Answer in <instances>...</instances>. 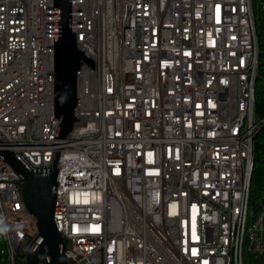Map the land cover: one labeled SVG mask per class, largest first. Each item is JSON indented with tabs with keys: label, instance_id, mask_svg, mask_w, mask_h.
Segmentation results:
<instances>
[{
	"label": "built area",
	"instance_id": "2783aa9c",
	"mask_svg": "<svg viewBox=\"0 0 264 264\" xmlns=\"http://www.w3.org/2000/svg\"><path fill=\"white\" fill-rule=\"evenodd\" d=\"M75 11L96 68L76 71L78 119L56 162L53 219L71 264H228L240 203L250 205L240 264H264V191L253 206L242 167L264 124L246 114L248 54L264 33L251 0H75ZM50 17L53 3L0 0V140L39 167L51 164L58 124ZM125 25L140 26L138 41L117 40ZM71 173L95 196H67ZM21 187L0 156L12 264L38 234Z\"/></svg>",
	"mask_w": 264,
	"mask_h": 264
},
{
	"label": "water",
	"instance_id": "95a60500",
	"mask_svg": "<svg viewBox=\"0 0 264 264\" xmlns=\"http://www.w3.org/2000/svg\"><path fill=\"white\" fill-rule=\"evenodd\" d=\"M81 61L93 68L96 62L75 39V0H53V108L58 124L50 166H32L0 140V156L19 174L25 208L32 214L37 237L23 249L21 264H69L64 255L65 241L56 229L52 214L55 200L56 167L64 137L76 119V71Z\"/></svg>",
	"mask_w": 264,
	"mask_h": 264
},
{
	"label": "bare ground",
	"instance_id": "6f19581e",
	"mask_svg": "<svg viewBox=\"0 0 264 264\" xmlns=\"http://www.w3.org/2000/svg\"><path fill=\"white\" fill-rule=\"evenodd\" d=\"M47 3H53V0H44ZM263 14L264 22V8L260 7ZM251 11H253V0H251ZM75 25H77V11H75ZM129 34H131V41H138L140 39V26L125 25L119 27L117 30V40L126 41L129 40ZM48 35L53 36V17L49 18L48 21ZM75 39L79 46L81 47V41H78V31H75ZM249 39H256V27H249ZM51 48H53V39H51ZM248 64L253 66H247V78H246V100H248V105H246V114L249 117H256L255 113V80L258 72V42H253L250 46V54H248ZM52 67H53V57H52ZM264 85V84H263ZM49 86H53V71H49ZM262 94L264 95V89H262ZM76 98H80V78L76 75ZM54 113V108H53ZM262 124H258V129ZM247 132H255V125H247ZM253 161V153H245V158L242 159V167L245 169H251ZM250 181V178H249ZM19 182L20 177H19ZM85 176L82 173H71V179L68 180L67 196H73L77 199H91L95 196V188L86 187ZM57 208V201L54 200V209ZM52 214V218H53ZM250 214L249 203H240L237 209V216L232 217V253L228 256V264H240L242 260V252L245 251V244H247V230H244V218ZM54 221V219H53ZM56 229L57 222L54 221ZM64 239V234L61 233ZM0 235L4 241V247L0 251H4V256L1 258V264H12L13 263V249L10 246V241L6 238V234L0 229ZM64 255L68 263L71 264V256L69 249H67L66 239ZM26 247V246H25ZM23 257V256H22ZM22 259V258H21Z\"/></svg>",
	"mask_w": 264,
	"mask_h": 264
},
{
	"label": "trees",
	"instance_id": "16d2710c",
	"mask_svg": "<svg viewBox=\"0 0 264 264\" xmlns=\"http://www.w3.org/2000/svg\"><path fill=\"white\" fill-rule=\"evenodd\" d=\"M258 35V72L255 80V113L258 117L264 118V95L262 89L256 90L257 81L264 74V33L257 29ZM253 161L251 178L249 181L250 203L255 206L264 191V124L260 126L254 136ZM4 247V241L0 235V249ZM19 255V264L21 258ZM3 264V263H2Z\"/></svg>",
	"mask_w": 264,
	"mask_h": 264
},
{
	"label": "rangeland",
	"instance_id": "374dc122",
	"mask_svg": "<svg viewBox=\"0 0 264 264\" xmlns=\"http://www.w3.org/2000/svg\"><path fill=\"white\" fill-rule=\"evenodd\" d=\"M259 1L260 0H253V11H254V15H255V19H257V25L259 27L260 25V22H262L263 20V14L259 8ZM264 84V74L262 75V77H260L257 81V84H256V90L258 91V89L261 90V86H263ZM246 264H249V263H246Z\"/></svg>",
	"mask_w": 264,
	"mask_h": 264
}]
</instances>
